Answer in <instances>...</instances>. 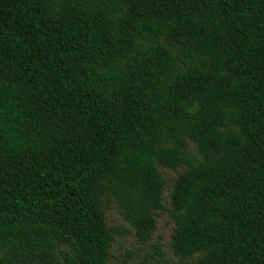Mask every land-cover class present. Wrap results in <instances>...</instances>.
I'll use <instances>...</instances> for the list:
<instances>
[{
    "label": "trees",
    "instance_id": "1",
    "mask_svg": "<svg viewBox=\"0 0 264 264\" xmlns=\"http://www.w3.org/2000/svg\"><path fill=\"white\" fill-rule=\"evenodd\" d=\"M180 166L173 255L264 264V0H0V264H111Z\"/></svg>",
    "mask_w": 264,
    "mask_h": 264
},
{
    "label": "rangeland",
    "instance_id": "2",
    "mask_svg": "<svg viewBox=\"0 0 264 264\" xmlns=\"http://www.w3.org/2000/svg\"><path fill=\"white\" fill-rule=\"evenodd\" d=\"M191 156L198 158L195 146L189 144ZM163 180V205L165 211L158 212L156 216V229L146 243L138 242L129 224L122 218L113 201H104L103 211L107 225L116 230L114 239L109 249L111 264H196L197 255L190 259L181 260L175 257L170 248V237L173 223L169 216L170 192L177 175L185 166L178 167L175 171L157 167ZM130 230V233L125 231Z\"/></svg>",
    "mask_w": 264,
    "mask_h": 264
}]
</instances>
